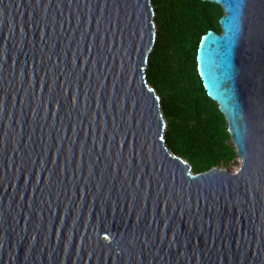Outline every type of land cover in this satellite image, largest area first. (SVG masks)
Returning <instances> with one entry per match:
<instances>
[{
    "label": "water",
    "instance_id": "1",
    "mask_svg": "<svg viewBox=\"0 0 264 264\" xmlns=\"http://www.w3.org/2000/svg\"><path fill=\"white\" fill-rule=\"evenodd\" d=\"M202 1L236 174L167 146L152 0H0V264H264V0Z\"/></svg>",
    "mask_w": 264,
    "mask_h": 264
},
{
    "label": "trees",
    "instance_id": "2",
    "mask_svg": "<svg viewBox=\"0 0 264 264\" xmlns=\"http://www.w3.org/2000/svg\"><path fill=\"white\" fill-rule=\"evenodd\" d=\"M156 43L146 75L161 99L170 151L195 174L226 168L239 159L228 124L198 70V51L209 31L221 33L223 8L202 0H152Z\"/></svg>",
    "mask_w": 264,
    "mask_h": 264
},
{
    "label": "rangeland",
    "instance_id": "3",
    "mask_svg": "<svg viewBox=\"0 0 264 264\" xmlns=\"http://www.w3.org/2000/svg\"><path fill=\"white\" fill-rule=\"evenodd\" d=\"M241 166H242V161H241V159L239 158L235 164H232V165H230L229 167L221 168V169H223V170H227L228 172H230V173H232V174H236L237 172L240 171Z\"/></svg>",
    "mask_w": 264,
    "mask_h": 264
}]
</instances>
